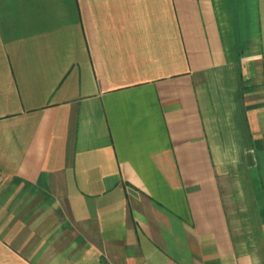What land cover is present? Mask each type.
Segmentation results:
<instances>
[{"label":"crops","instance_id":"1","mask_svg":"<svg viewBox=\"0 0 264 264\" xmlns=\"http://www.w3.org/2000/svg\"><path fill=\"white\" fill-rule=\"evenodd\" d=\"M0 264H264V0H0Z\"/></svg>","mask_w":264,"mask_h":264}]
</instances>
